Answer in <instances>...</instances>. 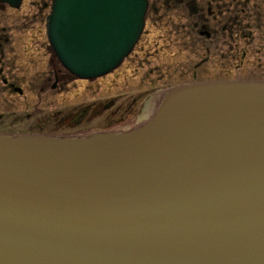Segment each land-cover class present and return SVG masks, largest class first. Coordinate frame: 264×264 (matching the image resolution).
I'll list each match as a JSON object with an SVG mask.
<instances>
[{
  "label": "water",
  "instance_id": "1",
  "mask_svg": "<svg viewBox=\"0 0 264 264\" xmlns=\"http://www.w3.org/2000/svg\"><path fill=\"white\" fill-rule=\"evenodd\" d=\"M147 7L51 0L49 46L72 75H106ZM152 95L124 130L0 133V264H264V81Z\"/></svg>",
  "mask_w": 264,
  "mask_h": 264
},
{
  "label": "rangeland",
  "instance_id": "2",
  "mask_svg": "<svg viewBox=\"0 0 264 264\" xmlns=\"http://www.w3.org/2000/svg\"><path fill=\"white\" fill-rule=\"evenodd\" d=\"M148 3L143 31L130 55L116 69L88 82L74 81L73 88L62 94L48 87L43 92L23 89V96H1L0 133H21L27 129L39 132L40 127L44 129L42 135L73 133L74 130L65 124L74 117L79 105L90 99L105 104L107 100L114 99V110L134 94H147L164 87L193 82L195 79L207 80L205 82L222 78L264 81V0H148ZM222 3H234V9L240 10V17L237 16L239 22L228 21L230 18H224L228 17L225 14L216 15V9ZM193 6L197 7L194 11L190 10ZM207 8L215 11V16L208 14L210 19L205 22L210 24L211 31L212 28L221 31L222 37V27L225 25L237 30L236 43L239 48L236 60L220 57L225 48L212 45L208 48V44L200 39L197 32L188 28L193 25L189 20L199 14H207ZM23 12L29 13V7L24 5L17 12L6 10L0 14L1 23L6 20L9 22ZM48 12L49 9L45 8L43 17ZM37 33L42 36L43 27ZM194 34L198 35L199 43L194 41L190 45L189 39H193ZM221 37L218 33L213 34V43L222 41ZM47 47V43L40 40L16 43L17 50L32 52L29 54L32 63H26V57L20 58L18 62L25 70L17 73L26 82L38 84L41 77H48L51 82V71L59 65L50 56ZM241 54H245V62L238 69L235 62ZM29 83L24 87L28 88Z\"/></svg>",
  "mask_w": 264,
  "mask_h": 264
},
{
  "label": "flooded vegetation",
  "instance_id": "3",
  "mask_svg": "<svg viewBox=\"0 0 264 264\" xmlns=\"http://www.w3.org/2000/svg\"><path fill=\"white\" fill-rule=\"evenodd\" d=\"M50 4H51V0H21L20 6L18 8H13L6 3L0 2V14L6 10L7 11L13 10L17 12L24 5L28 6L30 10L29 13L23 12L18 17L8 20L9 22H7L6 20V22L2 24L0 20V98L5 94H8V96L11 95L23 96L24 95L23 89H38V91L43 92L46 88L48 89V87L51 90H57L62 94L65 91L73 88L72 83L74 81L88 82L89 80L94 79V78L80 79L72 75L71 73H69L64 69V67L59 63L54 53L52 52L45 32L46 17L50 12ZM222 4L223 5H219L217 7L216 15L225 14L228 17H224V18H230L228 21H233L234 23L239 22L240 19H237V16L240 17V10L236 11V9H234L233 6L234 3H230V4L222 3ZM45 8H48L49 12L47 13V15L43 17L42 13L45 10ZM196 9L197 7L193 6L190 10L194 11ZM201 10L203 9L201 8ZM206 11L207 14L202 13L195 16L193 20H189V22L193 23V25L192 28L190 26L188 28L192 32L194 29V32H197L200 39H202L203 42H206L208 44V48L211 45L216 46L218 48H225V51H221L220 57L235 59L238 54L237 52L239 48L238 44L236 43L237 30L235 28H230L227 25H225V27H222L223 30L222 37H221V31L217 32V30L213 28L211 31L210 24L205 22H207L210 19L209 17H207L208 14L211 17L215 16V11H213L210 8H207ZM231 15L233 18H231ZM40 27H43L44 29V33L42 34V36L40 33H37L40 30ZM204 28H206L207 30H205ZM215 33L220 34L222 41L213 43L214 39L212 38V35L213 34L215 35ZM194 35L195 36L193 39L192 38L189 39L190 45H192L194 41L195 43H199L198 35L196 34ZM39 40L47 43V46L49 47L51 54L50 56H52L55 59V63H57L59 67L51 71V75H50L52 76L51 82L48 81L47 79L48 77H41L38 84L34 82L33 84L32 82L31 83L26 82L24 80V77L18 75L17 73L19 70H25L23 67L18 65L20 58L26 57L28 58L26 60L27 61L26 63H32V59H31L32 57L29 55L30 53L32 54V52H29L25 49L17 50L15 47L17 42H35ZM130 53L128 54V56L130 55ZM244 58H245V54L239 55V60L235 62L236 68L238 69L242 68L245 62L243 60ZM50 63H54V62L50 61ZM224 71H228V70L225 69ZM192 76H194V74H192ZM232 80H242V79L222 78L219 80H211V81H232ZM205 81L207 80L195 79V81L189 83H197V82H205ZM26 83H29L28 88L24 87ZM182 84H186V83H182ZM166 88L168 87H164L163 89ZM155 93L156 91H151L150 93L147 94H139V93L134 94L128 100L126 99L123 103L119 104L114 110H112L115 104L114 99L107 100L106 104L95 102L94 101L95 99H90L91 101H88L87 103L81 106L79 105L78 107L79 109L76 110L75 113L73 114L74 117L72 119H69V121L65 124L68 125L67 128H69L70 130H74V132L66 133L65 135H56V136H84L98 132L124 130L127 128H131L136 124H138L139 121L148 113V110L151 106L150 103L152 102L154 104L156 102V98L152 95ZM102 116L105 117L100 119L98 118ZM96 119H99V121L96 122L94 125L89 126V124ZM38 130L39 132H34L35 131L34 129H27L26 132H21V133L19 132L12 134L10 133V134L33 135V136L42 135L41 131H43L44 129L40 127Z\"/></svg>",
  "mask_w": 264,
  "mask_h": 264
}]
</instances>
